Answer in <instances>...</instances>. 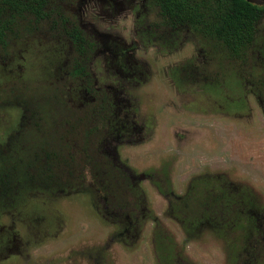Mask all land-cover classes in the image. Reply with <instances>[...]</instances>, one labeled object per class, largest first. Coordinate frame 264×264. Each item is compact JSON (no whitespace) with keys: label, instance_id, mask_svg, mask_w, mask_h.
Masks as SVG:
<instances>
[{"label":"rangeland","instance_id":"obj_1","mask_svg":"<svg viewBox=\"0 0 264 264\" xmlns=\"http://www.w3.org/2000/svg\"><path fill=\"white\" fill-rule=\"evenodd\" d=\"M51 8L96 42L89 67L109 117L95 147L130 178L129 206L108 205L89 171L38 183L44 152L95 99L69 79L68 39L22 22L0 48V161L17 185L13 205L0 197V264H264V111L239 75L264 66V16L238 72L190 30L162 29L148 0ZM198 179L218 181L242 218L188 230L178 207Z\"/></svg>","mask_w":264,"mask_h":264},{"label":"trees","instance_id":"obj_2","mask_svg":"<svg viewBox=\"0 0 264 264\" xmlns=\"http://www.w3.org/2000/svg\"><path fill=\"white\" fill-rule=\"evenodd\" d=\"M151 8H156L159 26L164 30L187 29L200 36L202 44L212 53L225 55L228 62L238 66V72L248 62V54L253 49L258 24L264 16V6L250 0H148ZM52 24L71 43L74 55L69 79L82 86L93 96L95 103L88 105L82 113L65 125L58 149L44 152L45 167L41 169L39 184L46 189L65 185L64 178L73 179L89 171L100 182L101 192L110 206L127 207L126 194L131 191L130 178L117 169L107 158L100 157L96 151V139L101 137L109 117L106 94L94 84L90 62L96 52V42L88 37L80 25L53 11L51 0H0V48L8 47V37L22 22ZM210 56L208 49H203ZM212 60L214 58L210 56ZM220 69L224 67L221 64ZM200 71V69H198ZM241 74V75H240ZM245 84L251 87L264 111V66L259 72L250 74L239 72ZM243 83V81H242ZM68 127V129H67ZM0 197L3 202L10 201L16 189V180L2 172L0 161ZM76 177L74 179H78ZM18 185L20 183L18 182ZM133 191V190H132ZM236 199L216 180L198 179L192 183L190 193L180 201L178 209L183 216L185 227L194 229L207 220H215L220 213L224 218L233 217L232 225L242 218L237 213ZM14 204V203H13ZM12 204V205H13ZM235 209L236 211H233ZM237 213V214H236ZM164 260L169 258L171 249L163 243L158 249Z\"/></svg>","mask_w":264,"mask_h":264}]
</instances>
